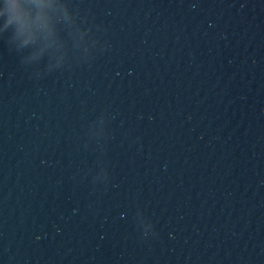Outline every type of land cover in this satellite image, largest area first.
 <instances>
[{"label":"water","instance_id":"95a60500","mask_svg":"<svg viewBox=\"0 0 264 264\" xmlns=\"http://www.w3.org/2000/svg\"><path fill=\"white\" fill-rule=\"evenodd\" d=\"M67 3L0 32V264H264V0Z\"/></svg>","mask_w":264,"mask_h":264},{"label":"clouds","instance_id":"9594fccd","mask_svg":"<svg viewBox=\"0 0 264 264\" xmlns=\"http://www.w3.org/2000/svg\"><path fill=\"white\" fill-rule=\"evenodd\" d=\"M33 6L37 9L34 12ZM50 9L45 12L44 9ZM54 19H59L71 26L76 23V15L70 10L67 0H57L56 3H45L44 0H2L0 3V32L9 29L13 39L20 41L24 47L36 40L37 34L46 29ZM43 50L33 51L27 60L38 59Z\"/></svg>","mask_w":264,"mask_h":264}]
</instances>
